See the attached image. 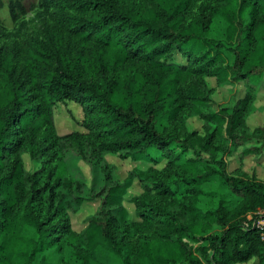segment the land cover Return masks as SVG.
<instances>
[{"label":"trees","instance_id":"16d2710c","mask_svg":"<svg viewBox=\"0 0 264 264\" xmlns=\"http://www.w3.org/2000/svg\"><path fill=\"white\" fill-rule=\"evenodd\" d=\"M89 1L84 23L68 21L97 46L72 56L50 31L53 48L34 53L51 66L38 104L13 61L0 64V264H264V226L247 217L264 210V181L226 160L264 152V125L248 123L264 89V0ZM207 78L245 93L215 109ZM59 102L90 105L99 131L61 134L74 120L56 126ZM109 157L134 165L122 176ZM212 180L228 192L205 190ZM136 181L142 192L128 194Z\"/></svg>","mask_w":264,"mask_h":264},{"label":"rangeland","instance_id":"374dc122","mask_svg":"<svg viewBox=\"0 0 264 264\" xmlns=\"http://www.w3.org/2000/svg\"><path fill=\"white\" fill-rule=\"evenodd\" d=\"M11 1H19L24 5L26 13L21 14L17 20H13L10 14L9 4ZM50 6L45 4V0H1L0 2V64L6 59H11L14 69V77L18 79L25 90L34 99V104L40 102L39 95V82L42 80L44 73L51 66L44 62L42 58H37L34 53L39 50L38 46L47 45L53 48L49 37V32L58 30L64 39L65 51L72 55L85 54L88 55L97 46V42L91 40L87 42L85 37L78 34L76 30L77 24H72L68 21V17H77L81 23L90 17L93 13L94 5L89 0H49ZM199 2L195 9H197ZM176 61L184 62L179 56L175 57ZM143 64V62H141ZM143 68L147 66L142 65ZM101 77L97 74L86 78L87 82H96ZM207 84L209 87L215 88L214 93L211 95L213 99L212 106L215 109H219L221 105L233 106L235 100L242 97L245 93V84L238 82L232 85H226V89H221L217 86V80L215 78H207ZM256 105L258 108L254 109L253 113L248 118V123L251 128L259 125H264V89H262L258 96ZM92 108L90 105H79L74 102L62 103L59 102L54 106V120L56 126L59 125L58 118L64 114L71 117L74 123L70 124L68 130L61 134L79 131L85 133L86 136L97 133L99 131L98 125L92 118ZM204 121L199 117H192L188 120L187 126L190 130H197L200 133H204L203 127ZM60 133V132H59ZM111 161H114L120 165L119 173L122 176L126 175L128 169L134 164L128 160H119L117 157H109ZM24 165L28 168L31 164H27L23 157ZM228 163V171L234 172L241 169L247 172L250 176H254L256 179L264 181V152L261 155H249L242 157V148L234 151L230 156L226 157ZM166 165V161H163L157 167L162 169ZM83 170L87 176L89 175V167L82 164ZM128 190V194H136L142 192V187L138 181L135 182ZM137 185V186H136ZM136 186V187H135ZM135 187V188H134ZM207 191H218L220 195L227 193L228 190L221 185L217 180H212L204 185ZM130 195V196H131ZM129 197V196H127ZM127 203V202H126ZM86 205V204H85ZM95 206V203L90 206ZM127 205L132 207L130 203ZM203 205L207 206V202ZM262 217L254 219L264 221V210H262ZM140 220L138 217H134ZM83 217L78 218L75 215L71 216L72 227L75 230H81L85 226ZM54 263H59V255L52 253L50 256ZM245 264H259L255 258Z\"/></svg>","mask_w":264,"mask_h":264},{"label":"built area","instance_id":"2783aa9c","mask_svg":"<svg viewBox=\"0 0 264 264\" xmlns=\"http://www.w3.org/2000/svg\"><path fill=\"white\" fill-rule=\"evenodd\" d=\"M262 212H263L262 210H259L256 213V215L259 217H262ZM247 217L249 220H253L254 214H249ZM253 223H254V225L256 224L258 227L264 226V221H262V220H258V221L255 220Z\"/></svg>","mask_w":264,"mask_h":264}]
</instances>
